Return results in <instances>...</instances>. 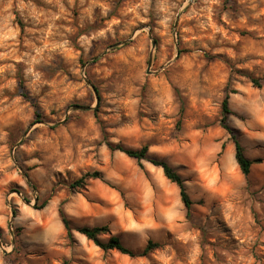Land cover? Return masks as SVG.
<instances>
[{"label":"rangeland","instance_id":"1","mask_svg":"<svg viewBox=\"0 0 264 264\" xmlns=\"http://www.w3.org/2000/svg\"><path fill=\"white\" fill-rule=\"evenodd\" d=\"M0 264H264V0H0Z\"/></svg>","mask_w":264,"mask_h":264},{"label":"trees","instance_id":"2","mask_svg":"<svg viewBox=\"0 0 264 264\" xmlns=\"http://www.w3.org/2000/svg\"><path fill=\"white\" fill-rule=\"evenodd\" d=\"M21 25V23H20ZM252 83L255 87H260L261 85L256 79L252 80ZM18 88L20 90L19 95L22 97H27L26 93L24 92V83L21 78L18 80ZM228 99L229 96L226 95L224 99L221 102V118L219 121L220 126L228 132V134L231 137V140L234 143V159L235 162L241 172L242 175L247 176L250 172L251 166L255 163H258V159H249L245 156L244 150L241 146V144L236 139V135L234 131L226 124L228 116L231 114V111L229 109L228 105ZM41 119V116L35 112V120L39 121ZM108 147L110 150H118L122 153H124L127 157L134 159L137 161L139 165H141V161L145 160L149 162L154 167L160 168L162 170L163 176L166 180H168L170 183L174 184L178 188L179 197L182 205L185 208L186 219L191 218V206L193 204L189 194L186 191L184 180L182 177L171 167V165L158 157H151L148 155V147L142 146L139 149H127L120 145L112 146L111 144H108ZM100 177V174L98 172H92V173H86L79 179H77L71 187L82 189L86 186V183L88 180L91 179H98ZM45 204L43 203L42 207ZM62 224L64 226V229L66 230L67 234L70 235L71 233V226L70 223L66 217V215L63 213V211L59 212ZM78 233L86 237V239L93 242L97 247L104 251L114 250L122 255H126L128 257L134 258V257H142L147 256L148 254L152 253L154 250H156L159 245L157 243H154L152 241H148L145 247L140 251L136 252L128 247H126L117 236H110L106 241H102L100 239V236L108 234V229L105 226L101 227H82L77 229Z\"/></svg>","mask_w":264,"mask_h":264},{"label":"water","instance_id":"3","mask_svg":"<svg viewBox=\"0 0 264 264\" xmlns=\"http://www.w3.org/2000/svg\"><path fill=\"white\" fill-rule=\"evenodd\" d=\"M154 43H155V42L153 41V44H154ZM151 59H152V57H151V55H150V56H149V59H148V64H150ZM88 84H89V82H88ZM89 86H90V84H89ZM91 88H92L94 94L96 95V94H97V91H96L93 87H91ZM73 109H74V110H87V109H89V108H88V107H85V106L74 105V106H73ZM12 217H13V214H12Z\"/></svg>","mask_w":264,"mask_h":264}]
</instances>
